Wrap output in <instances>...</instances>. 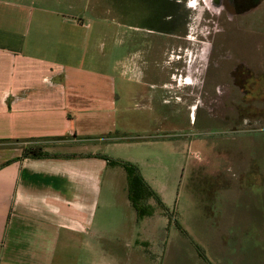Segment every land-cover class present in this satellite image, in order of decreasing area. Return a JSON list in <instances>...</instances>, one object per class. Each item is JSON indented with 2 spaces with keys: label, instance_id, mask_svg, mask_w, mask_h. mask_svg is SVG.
<instances>
[{
  "label": "crops",
  "instance_id": "crops-1",
  "mask_svg": "<svg viewBox=\"0 0 264 264\" xmlns=\"http://www.w3.org/2000/svg\"><path fill=\"white\" fill-rule=\"evenodd\" d=\"M49 1L56 6L50 11L53 22L59 24L57 37L60 38V32L66 30L69 41L81 40L80 55L70 51L62 55V59L53 56L59 55L58 46L45 42L42 25L43 13L47 9L34 8L38 0H0V264H53L59 255L60 240L64 248L81 245L89 249L98 264L119 260L124 264H129L127 260L133 264H161L164 260L166 264L169 253L166 255L163 240L168 218L158 209V214H162L158 221L153 214L151 226L150 221L146 226L140 225L136 236L135 227L145 219H137L128 200L124 169L109 165L106 158L134 161L131 151L136 143H132V136L126 133L135 124L134 131H141L144 135L141 137H152L141 144L152 148L153 154L165 157L169 134L156 129L149 131L141 119L152 121L156 103L160 106L157 112L164 115L162 121L166 119V112L161 107L170 105L171 98L161 99L155 90L170 91L171 80L161 87L153 84L154 81L150 80L153 74H149L142 64L135 63L130 54L115 62L112 66L114 75L110 76L100 68L91 69L85 65L90 56L89 63L92 59L85 45L92 41L89 31L91 15H96V6L98 9L102 7V0L96 3L94 0H44ZM185 1L156 0V5H162L158 7L163 10L157 8L154 26L187 20L189 11ZM61 5H66L73 13L66 18L59 17L65 15L58 10ZM116 8L118 17L123 18L118 5ZM128 17L125 19L134 22L133 13L132 20ZM31 25L34 27L32 33ZM81 30L85 33L77 38ZM147 32H151L150 36L159 35L171 41L175 39L172 33L176 32V27L167 34L168 31L156 26ZM219 38L202 35L199 39L201 43L207 40L206 45L213 49L216 45L213 41ZM170 51L171 46L168 50L163 42L161 52L165 59ZM238 64L247 67L245 59L239 58L228 71H235ZM129 76L134 78L128 79ZM250 79H247L249 84ZM246 83L244 88H247ZM215 87L219 88L218 85ZM228 87L234 89V93L229 90V95L235 98L239 87L236 84ZM230 104L232 107V100ZM238 108L243 111L236 112L234 101L232 109H228L229 119L236 121L237 114L240 118H249L245 115L251 114L249 111ZM260 114L264 115V111ZM29 148H40L47 156L24 157V151ZM229 164L230 160L228 168ZM155 167L149 165V170L139 169L147 178ZM248 173L247 185L259 186L258 194L250 193V196L260 203L264 196V162H261L260 169L254 161L250 162ZM223 181L227 182L224 190H229L230 179L227 177ZM212 193L211 198L206 196L203 201L206 206L212 202V225L215 228V215H220L223 203H218L216 194ZM175 201L174 198L173 203ZM144 204L149 205L150 200ZM192 205L200 210L197 204L190 207ZM257 206L262 210V206ZM117 210L125 213L126 232L119 234L117 227L112 229L109 241V222L115 220L117 224L120 221ZM205 215L209 214L202 212V216ZM109 242L115 243L113 247L116 248L110 256ZM138 248L139 251H130ZM194 253L197 255L196 251Z\"/></svg>",
  "mask_w": 264,
  "mask_h": 264
},
{
  "label": "rangeland",
  "instance_id": "rangeland-1",
  "mask_svg": "<svg viewBox=\"0 0 264 264\" xmlns=\"http://www.w3.org/2000/svg\"><path fill=\"white\" fill-rule=\"evenodd\" d=\"M117 5L123 18L118 17ZM185 5L189 11L186 31L190 38L183 41H170L159 35L150 36L151 32H147L154 25L153 17L158 14L157 8L162 9L158 7L162 5H156V0H102V7L98 9L96 6V15H91L89 31L92 41L86 43L85 49L90 52L92 59L89 63L90 56L85 65L93 70H106L111 76L115 74L112 68L115 62L130 54L135 63L142 64L149 70V74H153L150 79L154 81L153 84L161 87L171 80L170 91L163 92L162 88L155 90L161 99L171 98L170 105L161 107L166 112V119L162 121L164 115L157 112V108L160 109L158 103L152 111V121L141 119L149 131L156 129L169 134L166 138L165 157L153 154L152 148L148 149L141 144L143 140L152 137H141L144 136L141 131H134L137 124L126 133H130L132 143H136L131 151V156L135 159L131 162L121 159V162L136 167L142 180L147 179V187L153 192L147 199L150 204H146L152 212L137 218L145 221L135 227V235H138L140 225L146 226L150 221L151 226L153 214L158 221L162 215L158 214V209H161L168 218L163 240L166 255L169 253L166 264H264V196L258 203V199L255 200L250 193L258 194L259 186L247 185L250 180V176H247L250 175V162L254 161L259 169L261 162H264V115L260 114L264 111V0L248 15L232 18L225 10L214 8L212 0H187ZM37 6L47 9L43 13L42 27L44 39H47L45 42L58 46L59 55L53 56L62 59V55L70 51L80 55L83 47L81 40L73 41L74 43L69 41L66 30L60 32V38L57 37L59 24L53 22L54 16L50 10L56 6L52 5V1L38 0L34 8ZM58 7L65 14L59 16L61 18L73 13L68 11L66 5ZM132 13L134 22L125 19L129 16L132 20ZM138 26L140 28L136 29ZM30 31H34L33 25ZM136 32L140 33L139 39ZM83 33V30L78 31L77 38H81L80 34ZM195 33L197 37L193 38ZM202 35L220 38L213 41L216 45L210 49L206 45L207 40L201 43L199 38ZM163 42L173 50L166 59L161 52ZM176 42L187 46V51L181 50V57L177 54L179 51L176 50ZM173 43L175 45L172 46ZM239 58L245 59L250 72L245 70L243 76L236 72L235 79L239 87H243L238 82L239 77L246 78V81L251 77L255 81L250 79V84L244 81L247 84V88H244L246 98L238 93L239 89L235 98L229 95L231 88L228 87V80L233 76L228 69ZM62 61L59 62L60 65L63 64ZM184 64L187 65L185 68ZM179 73L183 75L182 78ZM186 75L188 76L184 77ZM130 78L134 77L129 76L128 79ZM190 80L194 83H190ZM216 85L219 86L218 89ZM231 90L234 93V89ZM231 100L232 107L233 102H236V112L241 107L251 113L245 114L249 118L243 119L237 114L236 121L229 119ZM149 165L156 167L155 170L150 169L153 174L146 178L140 169L149 170ZM253 170L250 172L253 173ZM227 177L230 179V187L225 191L227 182L224 183L223 180ZM212 192L216 194L218 203H223L220 215H215V228L212 225V202H208L206 206L203 201L206 196L211 198ZM177 193L178 197H175ZM191 204L199 206L200 215L196 207H190ZM257 205L262 206V210H258ZM202 212L209 215L202 216ZM116 213L120 221L117 224L115 220L109 222V241L112 229L117 227L119 234L126 232L124 211L117 210ZM114 216L116 219L115 213ZM197 216L198 223L195 221ZM95 240L99 242V239ZM170 244L172 246L168 251ZM113 245L115 243L109 242V256L116 250ZM132 250L135 252L140 249L130 251ZM57 251L59 255L57 254L53 264H98L89 249L81 245L64 248L60 240ZM127 262L133 264L130 260ZM164 263L163 260L161 264ZM107 264L124 263L119 260L109 261Z\"/></svg>",
  "mask_w": 264,
  "mask_h": 264
},
{
  "label": "flooded vegetation",
  "instance_id": "flooded-vegetation-1",
  "mask_svg": "<svg viewBox=\"0 0 264 264\" xmlns=\"http://www.w3.org/2000/svg\"><path fill=\"white\" fill-rule=\"evenodd\" d=\"M247 1V2H246ZM263 0H252L250 2V0H212V6L214 8H218L220 10H225V12L232 17L234 16H237V15H248L249 13H251L254 9H256L259 5H260V2H262ZM159 18V17H158ZM187 20L186 19H183L180 21L179 24H171L170 22H164V23H161V24H155V26L159 29V28H162L164 30V32L167 33H171L170 32V29L171 28H174V27H177V30L176 32L172 33V36L175 37L176 40H179V41H183V40H186L185 38L189 35L187 33ZM154 25H152L151 28L155 27ZM193 38H196L197 37V33H195V35L192 36ZM191 37V38H192ZM190 38V37H189ZM199 38V37H198ZM199 40V39H198ZM177 44V42H176ZM175 45V43L172 44V46ZM169 47L167 44H166V48L169 50ZM184 49V51H187V46L185 43H182V42H179L177 44V48L176 50L179 51L177 52L178 55H180L179 57H181V55L183 56V53H181V50ZM172 47H171V51L172 52ZM184 56H187L186 53H184ZM183 60V59H182ZM187 65L184 64V67L185 68ZM235 71H232L231 74H232V78L231 80H228L229 84H236L237 87H239V84L237 83L236 79H235V74L236 72H240L241 76L245 75V70H248L246 66L242 65V64H238L236 67H235ZM250 73V72H249ZM180 74V73H179ZM191 74V72H190ZM180 74V78H182ZM188 75L184 76V77H187ZM246 78H243V77H239L238 79V82L243 84V87H239L237 88L238 92L240 94H243V96L245 95L246 93V90H244V85H245V80ZM193 81V80H192ZM192 81L190 80V83H192ZM245 81V82H244ZM194 83V81H193Z\"/></svg>",
  "mask_w": 264,
  "mask_h": 264
},
{
  "label": "trees",
  "instance_id": "trees-1",
  "mask_svg": "<svg viewBox=\"0 0 264 264\" xmlns=\"http://www.w3.org/2000/svg\"><path fill=\"white\" fill-rule=\"evenodd\" d=\"M23 156L40 158L47 155L43 154L40 148H29L24 151ZM106 160L109 165H119L124 169L126 174L128 200L134 208L137 217L149 215L152 212V209L145 205L144 202L153 195V192L147 187L146 182L142 180L136 167L122 163L118 160L109 158H106Z\"/></svg>",
  "mask_w": 264,
  "mask_h": 264
}]
</instances>
